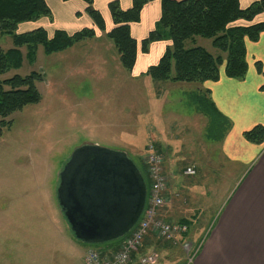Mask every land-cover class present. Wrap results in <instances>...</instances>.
Instances as JSON below:
<instances>
[{"label": "rangeland", "instance_id": "obj_1", "mask_svg": "<svg viewBox=\"0 0 264 264\" xmlns=\"http://www.w3.org/2000/svg\"><path fill=\"white\" fill-rule=\"evenodd\" d=\"M48 19L44 16L22 22L15 33L46 26ZM63 22L69 31L75 29V19ZM184 45L202 46L214 57H225L209 38L194 36L185 40ZM13 46L12 36L0 32V49ZM95 49L88 41L47 54L39 45L36 59L29 62L26 47L22 46V65L0 74V80L32 71L43 76L42 81L36 82L41 100L5 118L12 123L3 128L0 136V264H86L85 251L103 245L76 240L59 207L60 173L76 147L98 144L124 151L141 168L145 166L150 181L145 145L147 148L152 143L158 128L167 127L171 131L168 135H180L187 154L199 153L202 147L211 152V145L221 148L218 140L222 137L215 141L209 138L211 124L210 131L217 136L221 134L218 129L212 130L216 124L193 111L192 95L196 93H185L182 87L159 81L161 98L152 101L149 93L158 90L155 87L146 90L144 82L133 81L128 73L132 70L126 71L121 66L116 51L100 53ZM222 67L224 64L219 69ZM186 135L189 138L184 142ZM217 154L215 161L201 158L196 174L178 176L188 197L184 213L197 216L190 218L192 236L200 228L210 229L220 207L245 172L244 167L228 159L230 155ZM161 174L169 180L162 168ZM177 185L171 188L177 189ZM159 238L161 243L170 241ZM193 249L188 257L182 255L178 245L166 252L157 250L159 258L154 264H177L179 258L187 262Z\"/></svg>", "mask_w": 264, "mask_h": 264}, {"label": "crops", "instance_id": "obj_2", "mask_svg": "<svg viewBox=\"0 0 264 264\" xmlns=\"http://www.w3.org/2000/svg\"><path fill=\"white\" fill-rule=\"evenodd\" d=\"M110 1L112 0H93L92 4L102 14L105 29H95L93 37L81 40L74 45L91 41L93 48H97L95 50L100 53H104L105 50L116 51L106 35V32L113 27L108 10ZM118 1L122 9L131 6V0ZM253 1L255 0H239L242 7L248 6ZM46 2L52 13L49 19L45 17L48 19L47 25L40 27H43L47 33L51 34L54 29L73 33L84 27L94 26L93 20L85 12L86 4L82 0H46ZM160 14L159 0L147 2L141 10L140 20L130 24L131 35L137 40L147 36L155 28ZM261 15L255 21L264 20V16ZM71 19H75V29H71L73 31H69L67 24L63 22V20L70 22ZM170 45V40L151 42L147 52L137 53L135 65L132 71L128 72L133 81L144 82L146 90L151 91L153 87L158 90L156 93H149L152 101H159L161 98L162 84L158 80L151 79L145 72L150 65L158 62ZM245 46L247 71L242 79L227 77L222 67L219 69V78L216 81L207 80L198 84L170 80L162 82L169 86L182 87L185 90L182 92L189 94L208 90L216 108L230 122V127L218 140L221 146L220 149L218 148L220 154H217L218 149L213 145L210 146L211 152L207 151L208 147H202L199 153L187 154L185 150L183 151L184 143H181L180 135H168L171 131L167 127L165 130L158 128L151 144L162 156L161 168L169 180L163 192L164 204L158 209L157 216L167 222H176L181 218H187L192 222L190 218L197 217L194 214L188 216L184 213L187 210L188 197L183 192L185 184L179 181L178 176L187 177L188 175L184 173L187 167L195 169L196 174L202 164L201 158L205 161H215L216 154L221 157L228 154L231 156H227L229 160L245 168V172L220 207L208 231L200 228V231L192 236L190 222L186 239L190 242V247L194 248V253L189 261L179 258L177 264H264V142L254 144L245 140L242 135L243 131L256 124L264 125V90L260 89V86L264 84V31L259 34L256 41L245 40ZM117 58L119 60L118 54ZM257 63L260 64V71ZM194 110L196 115L206 117L195 107H193ZM186 138H189L188 135L184 138V142ZM134 162L136 163L135 160ZM176 184H178L177 189L173 190L171 187ZM159 239L154 232L148 233L138 251L132 254L128 264H137L138 259L148 252L157 250L166 252L177 245L180 246L182 255L184 253L188 257L187 251L182 246V238L179 242L173 240L163 243ZM122 242L123 238L102 243L103 245L96 250L109 256L120 248Z\"/></svg>", "mask_w": 264, "mask_h": 264}, {"label": "trees", "instance_id": "obj_3", "mask_svg": "<svg viewBox=\"0 0 264 264\" xmlns=\"http://www.w3.org/2000/svg\"><path fill=\"white\" fill-rule=\"evenodd\" d=\"M82 1L86 4L85 12L93 20L94 26L84 27L73 33L55 29L52 35H48L43 27L15 33L17 26L22 22L34 21L44 16L51 17L52 12L46 0H0V32L11 35L14 45L9 49H0V74L22 65L23 54L20 50L22 46L26 47V59L33 62L39 45L47 54L60 52L81 40L93 37L95 29L104 30L103 16L93 7V0ZM149 1L152 0H131V6L127 9H122L118 0L108 3L113 27L106 32V35L119 56L121 66L126 71L133 69L137 53L147 52L151 42L170 40L171 45L165 49L158 62L150 65L145 72L151 79L197 83L207 80L216 81L219 78L221 64H224L227 77L238 79L244 77L247 71L245 40L256 41L259 34L264 31V20L255 21L259 15L264 14V0H255L246 7H242L239 0H159L161 14L155 28L147 36L137 40L131 35L130 24L140 20L141 10ZM194 36L211 39L212 46L225 53V57L222 55L214 57L202 46L185 47V40ZM257 65L260 71V64ZM42 80V74L36 71L24 76L16 74L0 80V117L2 118L0 136L3 128L10 127L12 123L5 118L26 105L41 100L36 82ZM260 89L264 90V84ZM192 97L195 108L210 118L209 122L216 124V128L212 130L218 129L221 132L217 136L210 131L211 124L208 128L209 138L216 140L223 137L230 127V122L216 108L209 91L198 92ZM242 135L245 140L260 144L264 142V125L256 124L243 131ZM140 166L137 165V168L146 185L148 199L151 181L147 169H144L145 166L143 168ZM178 222L186 223L190 228L189 219L181 218ZM126 235L111 241L122 239Z\"/></svg>", "mask_w": 264, "mask_h": 264}, {"label": "water", "instance_id": "obj_4", "mask_svg": "<svg viewBox=\"0 0 264 264\" xmlns=\"http://www.w3.org/2000/svg\"><path fill=\"white\" fill-rule=\"evenodd\" d=\"M146 196L143 178L127 153L98 144L76 147L60 173L59 207L82 243L127 234L140 218Z\"/></svg>", "mask_w": 264, "mask_h": 264}, {"label": "built area", "instance_id": "obj_5", "mask_svg": "<svg viewBox=\"0 0 264 264\" xmlns=\"http://www.w3.org/2000/svg\"><path fill=\"white\" fill-rule=\"evenodd\" d=\"M149 160V174L151 184L148 194V202L144 209L143 215L138 221L136 227L130 235L123 239L120 248L110 256H103L94 249H89L86 253V264H128L131 260V254L136 252L141 245L144 237L154 232L157 237H163L169 240H176L184 236L188 231V226L185 223H168L157 216L158 208L164 203L162 192L166 188V177L161 174L162 157L150 145L147 149L145 159ZM187 175L195 173L192 167H187L184 172ZM183 248L189 252L190 242L185 240ZM159 254L155 251L146 253L139 259V264H154L157 262Z\"/></svg>", "mask_w": 264, "mask_h": 264}]
</instances>
